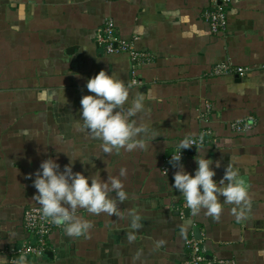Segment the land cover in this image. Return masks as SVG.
Wrapping results in <instances>:
<instances>
[{
	"label": "crops",
	"instance_id": "1",
	"mask_svg": "<svg viewBox=\"0 0 264 264\" xmlns=\"http://www.w3.org/2000/svg\"><path fill=\"white\" fill-rule=\"evenodd\" d=\"M214 1L0 0V259L16 264L13 251L28 238L24 211L39 205L35 173L51 155L61 170L70 156L82 157L73 171L104 180L126 168L127 199L117 202L119 215L78 209L92 224L88 233L69 237L57 227L45 256L27 264H182L191 235L204 264H264V0H230L227 28L217 35L202 16ZM108 18L148 55L134 63L136 75L127 53L108 55L96 43ZM222 61L248 70L214 77ZM101 70L141 81L129 99L147 97L137 120L155 136L144 138V149L104 154L97 139L77 131L81 97L91 94L86 82ZM242 119L251 128L234 131L230 124ZM188 136L203 143L182 154L184 169L194 174L195 157L205 153L217 182L227 167L238 169L249 185L246 218L222 199L219 220L204 210L193 215L172 187L178 169L169 161Z\"/></svg>",
	"mask_w": 264,
	"mask_h": 264
},
{
	"label": "clouds",
	"instance_id": "2",
	"mask_svg": "<svg viewBox=\"0 0 264 264\" xmlns=\"http://www.w3.org/2000/svg\"><path fill=\"white\" fill-rule=\"evenodd\" d=\"M85 87L91 94L81 97L77 131L87 132L97 139L104 154L144 149V138L155 136L154 129L137 120L146 110V95L137 92L129 99L133 82H125L104 70L89 78ZM193 145L196 146V142L190 136L182 138L178 153L171 155L169 161L178 169L173 175L172 187L183 197L187 208L193 215L204 210L207 216L219 220L223 204L234 205L230 209L231 213L238 220L246 218L251 208L249 185L239 170L227 167L217 182L213 179L216 175L213 161L205 153L199 158L198 155L195 157L197 168L194 174L187 172L181 163L182 150ZM77 159L82 162V157L70 156V163L61 170L58 157L50 155L41 162L33 180L36 189L33 199L40 205L41 218L63 227L69 237L86 235L92 227L89 221L75 215L78 209H86L94 215H119L117 202L127 199L120 179L127 174L126 168L120 169L118 177L108 175L107 180H104L101 176L88 177L81 172H74L73 162ZM219 166L217 162L216 167ZM113 192L115 198L110 195ZM139 219V216H132L133 228L140 227ZM132 238L130 235L129 239ZM0 264L7 262L0 259ZM16 264H27L26 257L17 256Z\"/></svg>",
	"mask_w": 264,
	"mask_h": 264
},
{
	"label": "built area",
	"instance_id": "3",
	"mask_svg": "<svg viewBox=\"0 0 264 264\" xmlns=\"http://www.w3.org/2000/svg\"><path fill=\"white\" fill-rule=\"evenodd\" d=\"M229 1L230 0L214 1L211 7L202 12V16L208 23L212 34L217 35L226 30L227 14L225 9ZM95 37L96 43L103 48L104 53L108 55L127 53L131 59L132 73L134 75L137 74L134 63L138 61H148V55L143 51L137 50L133 40L125 39L119 35L115 22L111 18L106 19L102 25L97 28ZM247 70V67L236 66L230 61H222L216 63L211 68V74L214 77L232 73L243 75ZM132 82L134 85H139L141 83L136 76L132 77ZM230 125L234 131L240 132L250 129L252 124L242 119L240 121H234ZM194 140L196 142V147L203 143V140L200 138H195ZM186 150H182V154H184ZM178 151L179 149L177 148L173 154L178 153ZM22 225L28 238L13 251V254L38 259L44 257L49 249V237L57 226L41 218L40 205H30L25 209ZM184 243L187 249V257L182 264H204L206 256L201 241L191 235L185 239ZM218 263L221 264V261H218L217 264Z\"/></svg>",
	"mask_w": 264,
	"mask_h": 264
},
{
	"label": "rangeland",
	"instance_id": "4",
	"mask_svg": "<svg viewBox=\"0 0 264 264\" xmlns=\"http://www.w3.org/2000/svg\"><path fill=\"white\" fill-rule=\"evenodd\" d=\"M112 19V18H111ZM113 20V19H112ZM221 34V33H220Z\"/></svg>",
	"mask_w": 264,
	"mask_h": 264
}]
</instances>
